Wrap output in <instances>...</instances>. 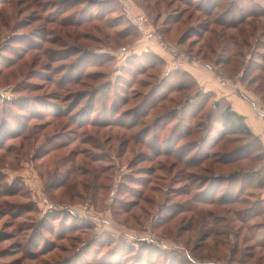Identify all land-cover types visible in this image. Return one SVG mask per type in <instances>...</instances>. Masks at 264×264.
<instances>
[{"label": "rangeland", "instance_id": "374dc122", "mask_svg": "<svg viewBox=\"0 0 264 264\" xmlns=\"http://www.w3.org/2000/svg\"><path fill=\"white\" fill-rule=\"evenodd\" d=\"M191 1L0 0V264H264V157L170 74L193 60L264 107V0ZM223 13L252 26L222 41Z\"/></svg>", "mask_w": 264, "mask_h": 264}, {"label": "trees", "instance_id": "16d2710c", "mask_svg": "<svg viewBox=\"0 0 264 264\" xmlns=\"http://www.w3.org/2000/svg\"><path fill=\"white\" fill-rule=\"evenodd\" d=\"M181 1H183V0H181ZM193 1V0H192ZM191 1V2H192ZM190 2V0H186V3H189ZM189 4H191V3H189ZM218 6L215 4L214 6H213V9L208 13V15H213V12H214V9H216ZM241 10H239L238 12H240ZM238 14V13H237ZM216 16V21H215V23L221 28V30H220V32L219 31H217L218 33H219V35H220V37H221V39H222V41L224 40H226V34H225V30L226 29H238V25H246V26H252V22H248V23H246V18H244L243 17V14L242 15H240V16H242V17H240V20H236L235 18H234V16H233V18H231V20H230V22L229 23H225L226 22V20H224L226 17H228L225 13H223V14H220V15H215ZM231 17V16H230ZM251 17L252 18H254L255 19V16L254 15H251ZM259 17H263V15H261V14H258L257 13V18H259ZM177 20V19H176ZM178 22H180V20H177V21H175L174 23H178ZM173 23V22H172ZM173 23V24H174ZM170 26H167V28H169ZM167 28H165V29H167ZM203 29H204V34L208 31V29L205 27V26H203ZM240 30H242V29H238V32L240 31ZM227 31V30H226ZM158 32H159V35L161 36V37H163L164 36V34H163V31L162 32H160V30H158ZM217 32H212V34H215V33H217ZM240 32H243V34H244V31H240ZM204 34L202 35V36H198L199 38H202L203 36H204ZM199 35V34H198ZM225 49V48H224ZM157 57V55L156 54H154L153 52H145L144 54H142V55H140V57H138L137 59L138 60H144V59H146V60H144V61H151V59L152 58H156ZM240 57H242V56H240ZM157 58H159L160 60H161V63H162V65L165 67V62H164V60L163 59H161L159 56L157 57ZM261 58H262V60L264 61V57L263 56H261ZM189 61H193V60H189ZM188 61V62H189ZM250 61H251V59H250ZM139 63H141V62H139ZM151 63V62H150ZM250 63V62H249ZM220 65H223V64H221V63H219ZM229 63H225V65H228ZM151 65V64H150ZM151 67H154L153 65H151ZM247 68H250V66L249 67H247ZM257 70L258 71H260V73H261V75L262 76H264V66H262V65H257ZM246 71V70H245ZM244 71V72H245ZM244 72H242L241 73V77H244L245 75V73ZM174 74V75H177V78H175V81H176V79H178V77L179 76H182V77H186L190 82L188 83V84H186V80H177V82H176V84L174 85V91L175 90H178V91H187V90H190V89H192L194 86H196V87H198V88H200V86L198 85V83L196 82V80L193 78V76L190 74V73H188L186 70H183V69H176V70H172L171 72H170V74ZM170 74H166V76L165 77H167V76H169ZM201 89V88H200ZM209 95H212V94H210V93H208ZM168 96V95H167ZM167 96H163V98L161 99V101L162 100H165L166 99V97ZM221 102H223V103H225V105H226V108L224 109V110H222L221 111V116H222V119H224L223 120V122H221L220 123V126L221 127H224V129H227V128H229V126L230 127H234L235 126V124H238L235 128H234V130L236 131L235 132V134H237V133H239V134H246V135H248V136H250V137H253V139L255 140V142L257 143V145H258V147H259V149H260V151H261V154L263 155V157H264V148H263V145L261 144V142H260V140L256 137V136H254L253 135V133L250 131V129L248 128V126L245 124V121H244V117H242V116H240L238 113H236V112H234L233 110H232V108H231V106L224 100V99H220V100H218L216 103H215V106H214V109H218V107H220L221 105H220V103ZM162 119V116H160V117H158L157 118V121L155 122V124H157L160 120ZM210 120H211V118H210ZM227 121H228V123H227ZM215 130H216V132H218L219 131V126L217 127V128H215ZM150 132V130L149 129H146L145 130V132H143V133H149ZM172 133H174V131L172 132ZM234 134V133H233ZM148 136V135H147ZM154 138H155V140H158V137L157 136H154ZM226 138H227V136L226 135H223L222 133L221 134H219V136H218V139L213 143V145H212V148H214V147H217L221 142H223L224 140H226ZM147 139V138H146ZM181 139V138H180ZM231 142H233V143H235V141L233 140V139H229ZM146 141V140H145ZM170 142H173L172 144H177L176 143V141L175 140H171L170 139ZM175 142V143H174ZM205 143V141L203 142V144ZM200 144V143H199ZM189 146V145H188ZM187 146V147H188ZM156 147H159V145L158 146H156ZM190 147H193V146H190ZM196 147H201V145L199 146H196ZM160 148V147H159ZM158 150V149H157ZM175 149H173L172 151H174ZM189 151V150H188ZM240 152V151H239ZM228 153H229V157H234L238 152H217V158L216 159H218V160H222V159H225V158H228L227 156H228ZM168 156H170L171 154L169 153V152H167L166 153ZM180 155V156H179ZM178 156H177V160L179 161V162H181V163H183V165L184 166H186V165H188V166H191V167H196L197 166V160H194L193 158H188V159H185V158H183V157H181V155H183V154H179ZM176 157V156H175ZM206 157V158H205ZM205 157L203 158V157H201L200 158V162H203L205 159H208V158H210V156H209V154L206 152L205 153ZM222 158V159H221ZM236 158H240V157H236ZM245 158V157H244ZM230 158H228L227 160H229ZM230 161H234V160H230ZM229 161V162H230ZM236 175H234V177H235ZM233 177V178H234ZM260 186V188L261 189H263L264 188V182H258V187ZM225 196H220V198L218 199V200H216L217 202L216 203H218L219 201H221V202H224V204H231V203H234V202H236V200L234 199V198H232V197H230L229 195V191H227V193H225L224 194ZM225 197H230V198H225ZM217 205H222V204H217ZM264 214V206H263V209H257V218H259V217H261L262 215ZM239 214L237 213V216H238ZM244 223V222H243ZM258 226V225H257ZM262 227L261 228H263L264 227V225H261ZM249 230V229H248ZM259 232L260 231H262L261 229H257ZM258 233V232H257ZM216 235V234H215ZM259 237H260V235L259 234H257V243H259V247L261 248V250L262 251H264V232H263V234L261 235V237H260V240H259ZM236 251V250H235ZM234 260H231V258H230V262L232 263Z\"/></svg>", "mask_w": 264, "mask_h": 264}, {"label": "crops", "instance_id": "0c3cea01", "mask_svg": "<svg viewBox=\"0 0 264 264\" xmlns=\"http://www.w3.org/2000/svg\"><path fill=\"white\" fill-rule=\"evenodd\" d=\"M149 42L154 43L155 41ZM184 69L193 76L204 92L224 99L234 112L244 117L245 124L260 140L264 148V107L257 101V98L255 99L254 93L247 91L238 93L237 88L229 83L231 80L229 82L227 79L226 81L221 80L223 74L215 73L212 68L208 69L201 63L189 61ZM223 82L225 85L222 84Z\"/></svg>", "mask_w": 264, "mask_h": 264}, {"label": "built area", "instance_id": "2783aa9c", "mask_svg": "<svg viewBox=\"0 0 264 264\" xmlns=\"http://www.w3.org/2000/svg\"><path fill=\"white\" fill-rule=\"evenodd\" d=\"M136 20H137V22H138V25H140V26H145V25H148L149 24V19L146 17V16H144V15H139V16H137V18H136ZM154 37V35L152 34V33H149V37ZM186 57H185V55L184 54H182L181 56H180V59H179V65L180 66H182L183 64H184V62H185V59ZM223 85H225V83L223 82L222 83Z\"/></svg>", "mask_w": 264, "mask_h": 264}]
</instances>
